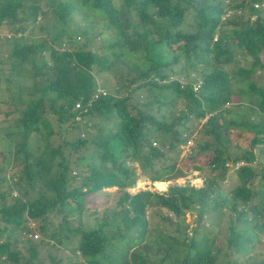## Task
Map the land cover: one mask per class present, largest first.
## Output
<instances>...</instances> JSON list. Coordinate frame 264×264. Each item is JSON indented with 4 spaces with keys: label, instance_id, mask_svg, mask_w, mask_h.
Wrapping results in <instances>:
<instances>
[{
    "label": "trees",
    "instance_id": "16d2710c",
    "mask_svg": "<svg viewBox=\"0 0 264 264\" xmlns=\"http://www.w3.org/2000/svg\"><path fill=\"white\" fill-rule=\"evenodd\" d=\"M223 2L0 0V81L9 92L0 103H12L3 116L16 112L0 128V142L15 136L7 151L0 146V264H264V0ZM226 10L238 17L222 19ZM92 14L102 29L69 27ZM74 34L88 37L78 44ZM234 54L243 64L225 70ZM123 57L137 63L88 102L95 76ZM50 118L65 123L63 135ZM190 121L202 141L186 160L209 157L184 169L197 170L201 186L129 193L133 163L151 182L183 175L170 154ZM245 133L256 153L230 142ZM229 169L232 188L222 186ZM111 187L119 193L100 212L86 200L105 201ZM85 211L92 220L72 225L68 215ZM185 212L194 213L189 228Z\"/></svg>",
    "mask_w": 264,
    "mask_h": 264
},
{
    "label": "rangeland",
    "instance_id": "374dc122",
    "mask_svg": "<svg viewBox=\"0 0 264 264\" xmlns=\"http://www.w3.org/2000/svg\"><path fill=\"white\" fill-rule=\"evenodd\" d=\"M223 3L227 7V5L231 4L232 2H231V0H224ZM259 8H262V6L259 5ZM240 12H239L240 14L243 13V15H244L243 19H245L246 16H247L246 12L245 11H240ZM237 14H238L237 10H233V11L226 10L225 13L222 14V19L226 18L229 15H231L230 18L231 17H238ZM260 16L262 18H264V9H261ZM96 17H97V15L92 14L89 17H86L84 20H81V18H79L78 16H74L73 21L71 22L69 27L73 30L75 28V26H81V27H83L86 30V33L91 34L94 31L102 29L101 24H100V22H98ZM252 18L253 17H251V19ZM0 29H2V30H0V35L3 32H7V31H3L4 30L3 28H0ZM105 36H106V34L101 32L99 37H105ZM82 37H88V36L87 35L83 36V35H80V34H74L73 35V38L77 41L76 43H78V44H80L82 42ZM60 48H64V47L62 46ZM93 50L96 53H100V52H103L104 50H106V48L104 46L99 48V46L94 45ZM233 58L236 60V62L229 63L226 66H224L223 68L225 70L229 69V68H231L233 66H237V65H242L243 64V60L237 54H234ZM132 61L135 62L136 60H130L128 57L121 58V61H117L115 64H113V66L111 68V71L102 73V77H98L97 75L95 76L96 85H98L99 87L104 88L105 91L106 90H110L111 91L112 88L115 86V82H116L115 80L116 79L114 78V76L119 74V73H117L118 70L121 68L123 70V72L126 71V68L124 67V64L132 65ZM135 63H137V61ZM0 69H1V72H2L1 75L6 74V71H5L4 67L0 66ZM261 73L262 72H259V73H256V74L260 75ZM76 75L74 76V73L73 74L69 73V78H70L72 84L74 83V81L76 79ZM23 76H24V78L20 79V82L22 83V85L23 86L30 85V79H28V76H26V75H23ZM257 81H258V84L264 82V73L261 74V77L259 79H257ZM8 94H9V92L4 89L3 81L1 79V81H0V100H7L8 99L7 98ZM117 94H119V93H117ZM4 103H0V128L1 127H6L7 124H9L8 122H11L10 119L13 116L16 115V112H10L8 114V116H3L2 111H4V110L10 111L12 109V103L11 102H9L7 104L6 103L4 104ZM241 109H243V108H241ZM228 117L231 118L230 115ZM94 121L95 122L97 121V124H101L102 127H104V128H106V125H109V122L100 121L98 119H94ZM56 124H57L56 121L54 119L50 118V125H51L52 129H57L58 128L59 131L62 133L61 135H63L64 134L63 130L65 129V123H61V124H59V126L56 125ZM186 126L187 127L193 126V129H192V131H190V134H188L187 132H185V134H183L184 133L183 132L181 137H183L184 139H189V144L190 145H185V143H184V144L179 146L177 155L170 154V156L173 158V161L176 162L175 163L176 164L175 165V170L176 169L182 170L183 175L182 176H178L176 178L169 179V180H165V181H162V182H151L150 179L147 178L146 172H144V173L140 172V170L138 169L136 163H133L132 166H133L135 179H134L133 185L126 189L129 193L134 194V193H136L137 191H140V190H150V191L157 190V191L165 192L169 185H172V184H180V185H182L185 182H188L189 184H191L194 187L201 186L202 175L197 170L193 169L192 167H189L186 170L184 168H187L191 164H193V165L196 164L194 162H199V164L200 163H204L205 161L208 160L209 155H208V153H202L199 157H196L193 160H190V161L186 160V157H190V154L194 155L199 150V146H200L199 143H200V141H202V139L195 133V131L200 126L199 123L195 124L193 121H190V122H188L186 124ZM88 131L92 132V133L95 132L92 128H90V130H88ZM81 132H80V134H82ZM83 135H85V134H83ZM1 136L2 135H0V137ZM14 137L15 136L12 135L9 138L5 139L4 142H0V146H2L1 144L3 143L2 150L4 149V152L7 151L6 148H8L10 146V143L14 139ZM249 137H250V134H248V133L244 136V138L238 137L236 135H231L229 140H230L231 143H237L241 148L249 149V146L247 145L248 144L247 138H249ZM51 138H53V137H51ZM195 138H198V139L195 140ZM59 140L60 139L53 138L54 144H56ZM168 140H169V137H168ZM35 142L38 144L37 151H40V143L41 142H40L39 138L32 140V144H35ZM259 148H260V146L259 147L256 146L255 149H253V148H250V149L254 153H256L259 150ZM1 164H2V166H4V163L0 160V165ZM252 164L255 165V162L253 161ZM259 168H261V167L256 166V170H258ZM13 171H14V169H12L11 172H13ZM175 172H177V171H175ZM71 174H73V173L71 172ZM9 175H11L10 172H6L5 173L6 177L9 176ZM234 185H235V177H234L233 171L231 169H229L226 172V175L224 176V179L222 181V186H224L226 188H232ZM222 191L224 192L223 188H222ZM102 193L108 194V197L104 196L105 201H103L102 199H92V200L90 198L86 199L99 212L104 206L109 205L111 203V196H112V198H114L115 196L118 195L119 192L117 191V189L115 187H111V188L103 189ZM11 194L14 195V192L12 191ZM101 197H103V196H101ZM92 216H93L92 214L86 213V211H85V212H82V214H80V216L77 213H72L71 215H68V218L71 221L72 225H75L77 219L89 221V220H92ZM182 217H183L182 222L188 224V228H189V226L192 224L191 221L194 218V213H186L185 212ZM52 219H54V217H52ZM36 225H37V223H36ZM214 226H217V224H214ZM34 227H35V224H34ZM220 227H221L222 235H225L227 233L225 225H220ZM36 234L37 233H35V235ZM22 235L26 236L24 234H22ZM36 237H37V235H36ZM59 255L62 256L61 253H59ZM176 255L179 256V254H176ZM167 262L168 261L165 260V262L163 264H166Z\"/></svg>",
    "mask_w": 264,
    "mask_h": 264
},
{
    "label": "built area",
    "instance_id": "2783aa9c",
    "mask_svg": "<svg viewBox=\"0 0 264 264\" xmlns=\"http://www.w3.org/2000/svg\"><path fill=\"white\" fill-rule=\"evenodd\" d=\"M91 94H92V95H90V97H89V101H88V102H90V103H91V100H93L94 98H97L99 95H104V91H103L101 88H96V89H95V92H94V93H91ZM80 107H81L80 100H77V101L74 102L72 109H73V110H77V109H79ZM74 120H75V121H80V120H81V117H80L79 115H76V116H74ZM28 226H29L30 228L34 227L33 222H32V221H28ZM36 235H37V234H36ZM36 235H35V233H33V234L31 235V237L36 238Z\"/></svg>",
    "mask_w": 264,
    "mask_h": 264
},
{
    "label": "clouds",
    "instance_id": "9594fccd",
    "mask_svg": "<svg viewBox=\"0 0 264 264\" xmlns=\"http://www.w3.org/2000/svg\"><path fill=\"white\" fill-rule=\"evenodd\" d=\"M96 88H101L104 91V94H105L106 91L104 90V88L99 87L98 85H96ZM99 96H102V95H99ZM184 143H185V145H190L189 144V139H185V142Z\"/></svg>",
    "mask_w": 264,
    "mask_h": 264
}]
</instances>
